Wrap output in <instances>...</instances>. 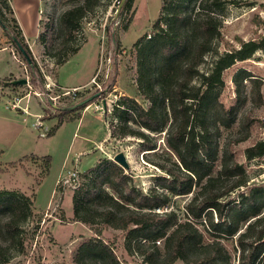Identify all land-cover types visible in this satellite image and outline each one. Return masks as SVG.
<instances>
[{
	"label": "rangeland",
	"instance_id": "374dc122",
	"mask_svg": "<svg viewBox=\"0 0 264 264\" xmlns=\"http://www.w3.org/2000/svg\"><path fill=\"white\" fill-rule=\"evenodd\" d=\"M123 1L96 0L88 4L78 28L73 31L71 45L78 46V50L69 54L64 63L56 65L54 58L45 53V44L40 38L47 37L46 33L50 31L51 43L57 45L63 38L57 22L59 14L85 1L41 0L37 37L25 41L42 73V89L29 83V71L10 32L0 25V189H16L32 198L31 214L23 224V249L9 248L7 264H75L78 247L90 238H99L106 243L120 264H149L143 255L130 253L127 249L125 230L99 223L97 219L93 223L75 220L71 199L81 180L78 178L80 173L100 158L113 160L115 154L122 152L129 165L124 172L143 191L153 186L157 175L164 174L161 166L175 170L173 162L179 163L166 143L169 125L160 132L140 128L152 144L144 151L137 136L110 135L108 124L113 118V104L119 96L128 95L143 107L148 105L138 89L136 44L141 36L144 40L153 36L155 31L151 26L157 18H160L159 25L166 28L169 17L168 11L160 8L161 0H136L135 5L133 0L129 8L123 7ZM166 1L181 3L186 16L193 17L198 10H203L217 17L219 32L213 39V49L205 52L197 66L199 73L208 72L217 54L264 34V0H218L219 5L212 0ZM5 16L10 18L12 15L5 12ZM240 69L247 70L256 79L255 82L243 80L241 103L233 121L229 126H223L218 119L211 120L216 150L213 173L220 169L223 159L235 160L243 170L242 179L247 186L232 190L225 196L227 199L237 198L240 192H246L253 185H264V155L250 159L245 155L247 146L264 137V128L258 122L264 119V49L256 50L250 58L235 61L223 71L224 83L216 88V92L218 101L226 108L236 101L233 77ZM7 77L14 80L9 81L5 79ZM14 84L18 85L13 87ZM72 84L82 85L64 87ZM199 84V78L195 76L189 86ZM94 93L101 97L81 110L72 109L63 114L64 120L57 130L45 135L57 121L56 107L70 106ZM246 116L251 118L252 124L248 136L242 139L246 134L243 124ZM73 170L78 172L75 180L69 177V171ZM236 178H222L218 183L219 190ZM198 190L199 186L193 185L192 191ZM194 193L173 196L168 208L174 209L183 220L186 216L183 206ZM201 221L195 225L206 241L211 240L213 236L208 233V226ZM244 226L241 224L240 231ZM236 237L218 238L232 264H239L240 249ZM1 242L5 244L4 240ZM156 245V261L159 262L164 255L162 239ZM144 249L151 250L147 245ZM89 262L106 264L98 256ZM172 264L183 262L177 260Z\"/></svg>",
	"mask_w": 264,
	"mask_h": 264
},
{
	"label": "trees",
	"instance_id": "16d2710c",
	"mask_svg": "<svg viewBox=\"0 0 264 264\" xmlns=\"http://www.w3.org/2000/svg\"><path fill=\"white\" fill-rule=\"evenodd\" d=\"M84 1L59 14L57 22L63 38L57 45L51 43L50 31L46 33L47 37L40 38L45 44V53L54 58L56 65L64 63L69 54L78 50V46L71 45L73 31L78 28L87 5L96 0ZM132 1L124 0L123 7L129 8ZM212 2L220 3L218 0ZM160 8L168 11L166 28L159 25L160 18H157L151 26L155 31L153 36L145 40L141 36L136 44L138 89L148 105L143 107L128 95L119 96L113 104V118L108 128L111 136L139 137L144 151L152 144L140 128L160 132L169 125L166 143L179 163L173 162L175 170L161 166L164 174L157 175L153 186L143 191L131 182L124 168L114 160L98 159L78 176L81 180L71 197L74 219L86 223L97 219L99 223L125 230L127 249L130 253L143 255L149 264H172L177 260L183 264H232L218 238L235 235L240 249L239 264H264V258L261 259L264 257V214H261L264 210V185H253L246 192H240L237 198L225 197L232 190L247 186L242 179L243 170L235 160L223 159L220 169L213 173L216 150L211 126V120L217 119L223 126L231 124L241 103L243 80L255 82L256 79L247 70H238L233 77L236 101L226 108L218 101L216 92V88L223 86V71L235 61L250 58L256 50L264 49V34L217 54L208 72L199 73L197 66L205 52L213 49V39L219 32L217 17L203 10H198L193 17L186 16L181 3L166 0H161ZM5 12L12 16L7 18ZM0 25L10 32L11 40L29 71V83L42 89V73L22 35L9 0H0ZM17 43L24 48L31 62L20 52ZM195 76L199 78V86H189ZM5 79L14 80L12 77ZM99 97L97 93L92 100L74 110L83 109ZM56 108L59 113L57 121L47 130L46 136L53 134L64 120L62 115L72 110ZM258 122L264 128V119ZM243 124L246 134L242 139L248 136L251 118L246 116ZM245 155L248 159L264 155V137L247 146ZM46 161L49 163V157ZM234 176L237 177L235 181L219 190L218 183L222 178ZM193 185L199 186L195 193ZM190 192L194 194L184 204L186 216L181 220L168 206L173 196ZM31 208L29 195L16 189H0V264H7L9 248L23 249V224L31 214ZM215 218L218 220L214 221ZM201 220L208 226V233L213 236L211 240L206 241L203 232L195 225ZM241 224L245 225L242 231ZM96 231L99 233L100 229ZM161 239L164 255L157 262L156 241ZM146 245L151 250L146 251ZM94 256L106 264H120L111 248L99 238H90L78 247L75 264H90Z\"/></svg>",
	"mask_w": 264,
	"mask_h": 264
},
{
	"label": "crops",
	"instance_id": "0c3cea01",
	"mask_svg": "<svg viewBox=\"0 0 264 264\" xmlns=\"http://www.w3.org/2000/svg\"><path fill=\"white\" fill-rule=\"evenodd\" d=\"M135 2L136 0H134V5ZM9 3L25 40L29 42L36 39L39 31L38 22L40 19L41 0H9ZM91 66L93 68V64ZM81 85L72 84L64 87L74 88Z\"/></svg>",
	"mask_w": 264,
	"mask_h": 264
},
{
	"label": "water",
	"instance_id": "95a60500",
	"mask_svg": "<svg viewBox=\"0 0 264 264\" xmlns=\"http://www.w3.org/2000/svg\"><path fill=\"white\" fill-rule=\"evenodd\" d=\"M18 47H19V50L20 52L23 54V56L27 59L28 62H31V59L30 57L28 56V54L26 53V51L24 50V48L21 46L20 43H17ZM23 82L26 81L25 79L22 80ZM16 82H18V80H16ZM95 96H97V93H94V94H91L81 100H79L78 102L70 105V106H67V107H63L65 109H74L80 105H83V104H86L87 102H89L90 100H92ZM113 160L119 164L121 167L123 168H128L129 165H128V162L126 160V157L124 156V154L122 152H119L117 154L114 155L113 157Z\"/></svg>",
	"mask_w": 264,
	"mask_h": 264
},
{
	"label": "built area",
	"instance_id": "2783aa9c",
	"mask_svg": "<svg viewBox=\"0 0 264 264\" xmlns=\"http://www.w3.org/2000/svg\"><path fill=\"white\" fill-rule=\"evenodd\" d=\"M77 176H78V172L75 170L73 171H69V177L73 180L77 179ZM160 240H157L156 243H159Z\"/></svg>",
	"mask_w": 264,
	"mask_h": 264
}]
</instances>
